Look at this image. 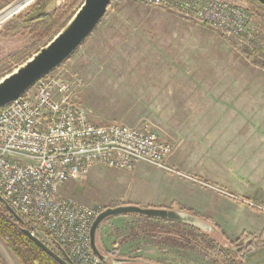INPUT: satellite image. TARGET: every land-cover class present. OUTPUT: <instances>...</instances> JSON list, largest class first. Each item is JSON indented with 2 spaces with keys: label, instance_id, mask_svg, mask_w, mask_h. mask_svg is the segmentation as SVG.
I'll list each match as a JSON object with an SVG mask.
<instances>
[{
  "label": "rangeland",
  "instance_id": "1",
  "mask_svg": "<svg viewBox=\"0 0 264 264\" xmlns=\"http://www.w3.org/2000/svg\"><path fill=\"white\" fill-rule=\"evenodd\" d=\"M26 1L0 0V81L24 66L71 20L45 38L31 37L19 17L38 0L11 14ZM223 1L250 12L252 31L247 40L226 38L174 12L132 0L113 1L93 33L61 68L80 80L79 98L93 124L146 128L171 144L168 167L203 180L207 190L232 199L236 208H252L251 203L264 214V70L246 57L254 47L264 51V27L253 10L259 5L254 0ZM83 2L77 0L69 17ZM57 9L48 7L47 14ZM196 140L198 152L190 146ZM215 162L217 168L211 167ZM134 172L96 166L84 180L66 184L61 194L100 211L120 206L124 198L135 199L137 187L130 185ZM143 226L131 215L105 220L99 251L108 257L156 264H244L237 255L224 261L219 250L236 252L249 241L228 239L237 242L231 246L221 233L197 230L202 240L189 237V246L175 247L145 236ZM36 236L56 251L42 232ZM123 241H128L127 246L120 249ZM163 255L168 259L163 261ZM0 264H19L1 240Z\"/></svg>",
  "mask_w": 264,
  "mask_h": 264
},
{
  "label": "built area",
  "instance_id": "2",
  "mask_svg": "<svg viewBox=\"0 0 264 264\" xmlns=\"http://www.w3.org/2000/svg\"><path fill=\"white\" fill-rule=\"evenodd\" d=\"M132 1L174 12L226 38L247 40L252 31L250 12L223 0ZM80 85L59 66L0 108V197L32 226V234L45 233L51 246L58 243L72 264H100L89 232L101 211L62 195V188L84 180L96 166L132 171L143 164L182 175L167 166L171 144L146 128L93 124Z\"/></svg>",
  "mask_w": 264,
  "mask_h": 264
},
{
  "label": "water",
  "instance_id": "3",
  "mask_svg": "<svg viewBox=\"0 0 264 264\" xmlns=\"http://www.w3.org/2000/svg\"><path fill=\"white\" fill-rule=\"evenodd\" d=\"M112 1L113 0H84L81 7L62 31L55 35L54 38L24 66L0 81V108L17 100L26 91L32 88L38 80L66 62L93 33L105 16L107 8ZM254 1L264 8V0ZM52 3L48 7H52ZM45 13H49L48 10H45ZM0 203L18 224L25 226L24 220L10 208L1 197ZM129 215L154 221L177 223L202 232L211 231V227L202 220L175 210L141 208L131 204L108 207L97 215L89 232L91 251L101 263H145L141 260L105 256L99 251L96 245L98 228L105 220L112 217ZM21 232L58 264H72L58 243L52 242L53 247L56 249V251H54L28 229L22 228ZM248 243L249 242L235 249V251L239 253L246 249Z\"/></svg>",
  "mask_w": 264,
  "mask_h": 264
},
{
  "label": "crops",
  "instance_id": "4",
  "mask_svg": "<svg viewBox=\"0 0 264 264\" xmlns=\"http://www.w3.org/2000/svg\"><path fill=\"white\" fill-rule=\"evenodd\" d=\"M64 1L66 0H54L55 6L52 3L50 9H57ZM201 140L202 143L207 144L205 139ZM192 145L196 147L198 152V141L196 140L193 144H190V146ZM210 145L217 147L218 143L216 142L214 144L212 142ZM219 147H221L220 144ZM211 150L212 152H217V149L215 151L213 149ZM261 161L264 162V156L261 157ZM170 165L173 166V164ZM210 166L217 168L216 162ZM134 173L135 178L130 182V185L137 187L135 199L130 200L129 198H124L120 205L131 204L141 208L167 209L183 212L202 220L211 227L212 232L216 231L221 233V236L227 240H238L242 234L255 237L261 234L264 235V214L258 212L256 206L253 207L254 205L248 203L252 208L243 206L242 208L238 207V209L232 199L221 197L207 190V184L203 183V180L201 181L199 178H193L190 174L188 175L183 172L180 173L191 179L168 175L161 170L143 164H139L135 168ZM262 190V182L259 180V192H262ZM101 228L102 224L98 228L96 235V245L100 251L102 250V237H99ZM127 242L123 241L119 245L120 249H125ZM162 259L165 261L168 257L163 255ZM135 260L145 262L143 264H156L155 262L143 259ZM242 261L244 264H264V247L244 252Z\"/></svg>",
  "mask_w": 264,
  "mask_h": 264
},
{
  "label": "trees",
  "instance_id": "5",
  "mask_svg": "<svg viewBox=\"0 0 264 264\" xmlns=\"http://www.w3.org/2000/svg\"><path fill=\"white\" fill-rule=\"evenodd\" d=\"M51 1L53 0H38L36 4L30 7L23 15L19 17V23L27 25L24 30L31 37L45 38L51 32L56 31L58 27L60 28L59 25L62 24L65 20H67L68 22L76 13L75 12L73 15H71V17H69L70 11L73 9L75 3L77 2V0H69L66 4L57 9L54 13L46 14L45 10L47 6L51 3ZM253 10L257 13L264 27V8L258 5L257 8L254 7ZM59 32V30L56 31L54 36L57 35ZM246 57L248 61L252 62L254 65L261 66L264 70L263 50L254 47L252 51L246 53ZM133 217L138 218L144 223L141 232L145 236L156 237L162 242H165L166 244L175 247H183L186 245L189 246V237L194 238V240L196 241L202 240V236L199 238L198 231L192 227L184 226L177 223L154 221L137 216ZM27 225L22 226L18 224L0 203V240L17 259L19 264H58L50 256L44 253L38 246H36L32 241H30L24 234H22L21 229L26 228ZM26 229L33 232V230L29 227H27ZM43 234L44 237L49 241V236L45 233ZM239 240H241L242 243L249 241L247 248L237 253L232 252L233 250L230 251L228 248H223L221 246L222 248H220L219 252L223 254L224 261H231L232 256L237 255L239 257H242L243 253L246 251L264 247L263 234L258 237L242 234ZM227 242L231 246L237 244V242H229L228 240Z\"/></svg>",
  "mask_w": 264,
  "mask_h": 264
}]
</instances>
